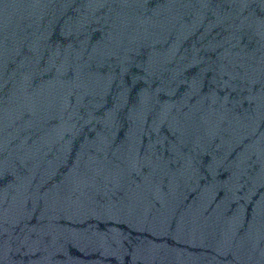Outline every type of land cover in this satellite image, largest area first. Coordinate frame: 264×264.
Masks as SVG:
<instances>
[{
  "label": "water",
  "instance_id": "obj_1",
  "mask_svg": "<svg viewBox=\"0 0 264 264\" xmlns=\"http://www.w3.org/2000/svg\"><path fill=\"white\" fill-rule=\"evenodd\" d=\"M0 264H264V0H0Z\"/></svg>",
  "mask_w": 264,
  "mask_h": 264
}]
</instances>
